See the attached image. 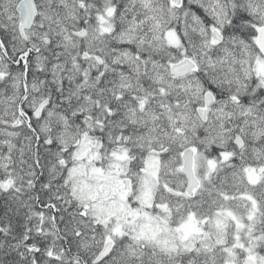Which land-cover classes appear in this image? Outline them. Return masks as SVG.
<instances>
[{
	"label": "snow or ice",
	"instance_id": "6c2138e0",
	"mask_svg": "<svg viewBox=\"0 0 264 264\" xmlns=\"http://www.w3.org/2000/svg\"><path fill=\"white\" fill-rule=\"evenodd\" d=\"M0 264H264V0H0Z\"/></svg>",
	"mask_w": 264,
	"mask_h": 264
}]
</instances>
